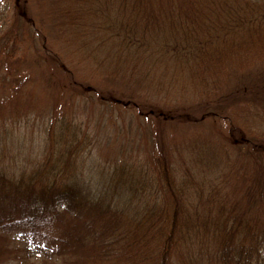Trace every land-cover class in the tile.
<instances>
[{"label":"trees","instance_id":"1","mask_svg":"<svg viewBox=\"0 0 264 264\" xmlns=\"http://www.w3.org/2000/svg\"><path fill=\"white\" fill-rule=\"evenodd\" d=\"M37 4L47 5L40 17L54 23L56 39L66 47L87 40L81 58L124 78L129 90H115L106 105L130 106L155 132L159 123L207 118L224 131L192 129L165 146L156 133L145 155L99 167L79 119L31 101L32 91L29 105L19 100L29 72L12 66L5 46L0 264H264V130L233 111H264V0ZM63 72L61 90L83 97L79 71ZM223 75L236 80L231 92Z\"/></svg>","mask_w":264,"mask_h":264},{"label":"rangeland","instance_id":"2","mask_svg":"<svg viewBox=\"0 0 264 264\" xmlns=\"http://www.w3.org/2000/svg\"><path fill=\"white\" fill-rule=\"evenodd\" d=\"M16 5H18V12ZM39 6L37 0H0V77L4 72V69L1 68V58L6 46L9 48L10 61H13V63L11 62L12 66L17 71L29 72V77L26 76L27 81L18 83L19 88L17 87L16 92L19 100L24 103L28 97L26 103L29 105L28 93L32 91L30 93L31 101L42 98L47 107L52 108L57 105V107L64 108L69 115L79 119L87 133L94 136L92 154H94L95 162L99 167H108L123 156L145 155L146 150L152 146L156 147L151 142L156 133L159 135L158 138H155L156 144L158 139H161L165 146L173 143L181 144L182 138L192 129H199L205 133L208 130L214 135H221L224 131L221 120L214 119L213 123L207 118L195 124L183 121L159 123L155 132L151 131V123L147 117L143 119L137 116L130 106L126 109L125 107L113 108L106 105L104 102L113 96L115 90L118 92L121 89L129 90L123 85L124 78L117 76V73H113L107 66H102L89 58H81L80 52L88 46L87 40H81V47H66L64 37L60 36L56 39L58 34L55 32L54 23L43 21L40 17L42 16L41 12L46 11L47 5L42 9ZM21 8L24 12L21 14L22 16L19 15L16 18L14 11L19 14ZM56 14V19L63 18L61 13ZM32 15L34 16L31 17ZM98 57L101 59L99 54ZM58 61H60L59 64ZM64 67L72 71H79V75L75 76V81L82 79L84 82V86H81L84 92L83 97L73 96L70 92L61 90L63 78H69L63 72ZM143 71L148 72V68ZM82 75L85 77H81ZM233 79L227 75L219 77L218 80L222 83L224 92H231L235 80ZM88 82L92 84V92L89 93L85 90ZM3 85L4 82L1 78L0 89L3 88ZM73 85L77 84L73 83ZM191 92H193V99L201 98L196 90ZM1 95L2 91H0V98ZM195 100L185 102L181 106L187 107ZM149 103H151L150 100ZM233 111L244 112L245 121L251 128L264 130L263 110L252 112L249 109H243L242 106L238 105L235 108L233 105ZM51 112L54 113L53 110ZM6 115L9 114L4 116ZM33 263L39 264V261L36 260Z\"/></svg>","mask_w":264,"mask_h":264}]
</instances>
